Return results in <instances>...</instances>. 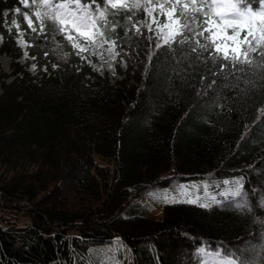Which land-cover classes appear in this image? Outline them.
Segmentation results:
<instances>
[{"label": "trees", "instance_id": "16d2710c", "mask_svg": "<svg viewBox=\"0 0 264 264\" xmlns=\"http://www.w3.org/2000/svg\"><path fill=\"white\" fill-rule=\"evenodd\" d=\"M33 11L0 0V264H94L89 248L113 240L117 264H203V251L264 264V70L213 76L219 63L190 45L149 64L147 40L132 37L111 81L51 23L32 33ZM233 176L241 195L221 205L122 213L147 189Z\"/></svg>", "mask_w": 264, "mask_h": 264}, {"label": "snow or ice", "instance_id": "6c2138e0", "mask_svg": "<svg viewBox=\"0 0 264 264\" xmlns=\"http://www.w3.org/2000/svg\"><path fill=\"white\" fill-rule=\"evenodd\" d=\"M20 3L35 9L31 16L27 12L22 14L32 33L45 35V24L51 23L75 55L95 71H100L106 64L115 75L117 58L123 62V57L130 55L124 51L125 45L121 41L132 37L147 40L149 64L162 49L171 52L173 45H190V53L196 54L198 60L206 53V60L202 62L219 63L220 72L212 73L213 76L223 74L229 66L233 72H243L246 68L264 70V0H31V3L20 0ZM154 4L156 6L149 7ZM44 54L48 55L47 52ZM67 55L61 52L62 59ZM91 57L101 62L100 68L92 63ZM52 66L57 67L56 64ZM32 68L35 70L36 65ZM214 84L215 80L209 87ZM231 195L241 193L237 190ZM208 199L209 203L201 204L198 199L176 202L198 204L202 208L222 203L215 197ZM214 255L220 257L221 254ZM225 261L227 264H246L243 259L233 258L230 254L220 264Z\"/></svg>", "mask_w": 264, "mask_h": 264}, {"label": "rangeland", "instance_id": "374dc122", "mask_svg": "<svg viewBox=\"0 0 264 264\" xmlns=\"http://www.w3.org/2000/svg\"><path fill=\"white\" fill-rule=\"evenodd\" d=\"M153 6L156 5H150L149 7ZM161 23H163V20H161ZM15 38L17 43L19 41V44L24 48L26 44L24 38L21 35H17ZM25 53L26 50H24V53L20 58L22 62H24V57L26 56ZM91 59L92 63L95 64L97 68H100L101 62L95 57H91ZM9 63L10 57L4 53H0L1 66L4 69H8ZM33 64L34 63L29 64V68L31 70L33 69ZM125 64L126 61L124 59L123 62H121V59L117 58V61L114 65L115 75H113V71L110 70L106 64L100 71L96 72L104 74V72L107 71L109 73L111 81H113L118 76L116 69L117 66L123 69L125 68ZM182 185L185 187L181 188ZM240 185L241 180L238 176L223 178L215 181L214 183L206 178H190L179 180L167 185L145 190L138 197L131 200V202L124 208L122 213L126 216L143 214L153 217H160L162 214V205L165 202L198 199L199 204L209 203V197H215L218 200L223 195L236 192L239 189ZM117 244L118 242L113 240L92 245L89 248V256L94 264H117V261L114 257V247H116ZM215 253L217 252L203 251L202 263L208 264L217 262L218 264H220V261L223 259V257H216L214 255ZM224 264H227V261H225Z\"/></svg>", "mask_w": 264, "mask_h": 264}]
</instances>
